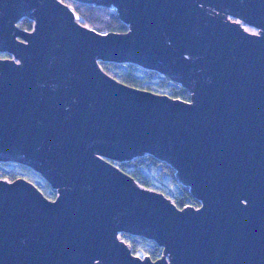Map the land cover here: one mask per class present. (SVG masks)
<instances>
[{
	"label": "water",
	"instance_id": "water-1",
	"mask_svg": "<svg viewBox=\"0 0 264 264\" xmlns=\"http://www.w3.org/2000/svg\"><path fill=\"white\" fill-rule=\"evenodd\" d=\"M71 1L114 9L127 31L100 34L60 0H0V163L56 193L0 180V264H264V0ZM99 63L155 72L189 101ZM144 155L199 207L112 164ZM118 234L160 258L133 255Z\"/></svg>",
	"mask_w": 264,
	"mask_h": 264
},
{
	"label": "trees",
	"instance_id": "trees-1",
	"mask_svg": "<svg viewBox=\"0 0 264 264\" xmlns=\"http://www.w3.org/2000/svg\"><path fill=\"white\" fill-rule=\"evenodd\" d=\"M60 1L74 9L80 17L81 24L100 34L127 31V27L120 22L114 9L78 4L71 0ZM17 26L24 31L32 30V23L26 19L18 22ZM244 28L249 32H255L253 28L247 26ZM0 57L8 56L0 54ZM99 66L107 75L126 86L189 101L190 95L185 89L155 72L142 70L130 64L99 63ZM112 164L133 179L138 186L161 193L179 209L199 207V202L189 194L187 188L175 181L174 171L148 155ZM18 178L32 183L46 199L54 200L56 193L31 169L18 164L0 163V180L11 182ZM118 238L130 246L133 255L148 257L152 261L161 256V248L151 241L125 234H118Z\"/></svg>",
	"mask_w": 264,
	"mask_h": 264
},
{
	"label": "rangeland",
	"instance_id": "rangeland-1",
	"mask_svg": "<svg viewBox=\"0 0 264 264\" xmlns=\"http://www.w3.org/2000/svg\"><path fill=\"white\" fill-rule=\"evenodd\" d=\"M245 29V28H244ZM247 31V30H246ZM249 32V31H248ZM250 33H255V32H250Z\"/></svg>",
	"mask_w": 264,
	"mask_h": 264
}]
</instances>
